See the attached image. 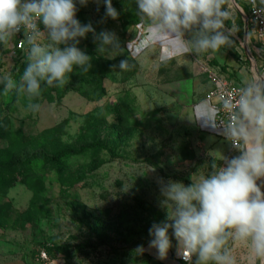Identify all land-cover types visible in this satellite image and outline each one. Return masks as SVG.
Masks as SVG:
<instances>
[{
  "label": "rangeland",
  "instance_id": "obj_1",
  "mask_svg": "<svg viewBox=\"0 0 264 264\" xmlns=\"http://www.w3.org/2000/svg\"><path fill=\"white\" fill-rule=\"evenodd\" d=\"M112 3L120 13L115 20L105 18L103 0L99 5L95 0L87 6L77 3L76 18L82 24L91 22L97 33L114 31L125 50L109 59L98 54L91 33L80 39L78 47L92 62L95 58L112 60L104 74L99 71L94 85L86 82L85 75L98 67L101 70L100 63L85 74L77 68L65 87H51L45 97L35 99L41 105L39 112L27 110V97L15 89V101L9 108L4 106L9 129L22 132L23 143L0 140L2 158L17 161L38 151L54 154L63 147L75 153L64 159L61 170H43L33 182L19 179L0 191V264H161L155 249L148 248L149 228L167 215L160 203L161 178L187 186L192 176L198 179L208 174L214 157L219 161L238 154L223 132L212 127L204 131L196 120L201 99L212 87L208 72L194 77L187 70H195L200 56L193 53L184 58L186 69L174 61L162 67L157 60L160 49L153 45L132 60L128 44L131 41V49L142 29V22L133 20L137 5L135 0ZM227 7L233 19L225 24L226 29L234 27L236 33L239 11L232 0ZM15 41L13 37L7 46L0 44V75L10 74L20 81L27 66L26 49L18 55ZM39 42L47 44V37ZM241 46L242 55L256 66L253 72L262 73L264 53L256 52L255 35L248 34ZM214 56L225 62L224 50ZM123 59L136 66L121 72L114 66ZM206 64L215 66L212 60L206 59ZM237 78L245 76L237 73ZM191 98L194 106L189 105ZM202 119L200 123L210 125ZM95 141L101 146L91 147ZM258 181L264 191V178ZM140 245L143 253L136 251ZM231 247L237 264H253L247 245ZM177 251V246L172 248L173 254Z\"/></svg>",
  "mask_w": 264,
  "mask_h": 264
},
{
  "label": "clouds",
  "instance_id": "obj_2",
  "mask_svg": "<svg viewBox=\"0 0 264 264\" xmlns=\"http://www.w3.org/2000/svg\"><path fill=\"white\" fill-rule=\"evenodd\" d=\"M89 0H0V44L7 46L23 31L26 63L17 84L10 74L0 75V85L7 95L15 89L28 99L27 110L39 112L41 105L33 101L41 96V85L65 87L77 68L81 74L92 68V57L78 44L89 33L97 52L109 59L122 54L120 39L114 31L96 32L92 23L82 24L77 18V3L87 6ZM99 5L100 0H95ZM105 18L118 19L120 13L112 0H103ZM255 2V0H253ZM136 15L146 32L136 37L132 60L159 44V61L167 64L175 54L217 52L232 44L234 27L225 22L233 19L229 0H135ZM264 4V0H261ZM43 25V30L40 25ZM48 43L41 44V37ZM187 37V38H186ZM63 45V47H61ZM115 53V55H113ZM106 54V55H105ZM136 65L123 59L121 72ZM222 108L227 120L217 122L219 109L198 106L201 114L214 128H223V135L232 142L238 154L214 157L207 175L192 183L163 179L159 181L161 205L167 209L164 221L149 228V249L158 259H166L172 247V236L178 254L187 264H237L231 244L243 243L250 249L253 264H264V191L258 180L264 178V82L245 79L235 97L222 95ZM223 161V163H220ZM171 209V212H169ZM136 251L143 253V245ZM195 257V260H193Z\"/></svg>",
  "mask_w": 264,
  "mask_h": 264
},
{
  "label": "trees",
  "instance_id": "obj_3",
  "mask_svg": "<svg viewBox=\"0 0 264 264\" xmlns=\"http://www.w3.org/2000/svg\"><path fill=\"white\" fill-rule=\"evenodd\" d=\"M227 7V4L225 5ZM245 12L248 11L247 8H244ZM133 20L135 22H139V18L136 14L133 16ZM230 23L229 21H226L225 24ZM236 26V33L237 35L242 39L245 34V22L243 20L242 14L240 12H237V21L235 23ZM250 35V30H249ZM230 39L232 40V44L229 47H225L226 51L232 55L236 60H240V53L237 50V47L240 46V42L234 38L233 35L230 36ZM15 52L18 55H21V50H15ZM215 61V60H214ZM92 68L94 70V67L99 66V63L102 67L100 70L99 67L96 68L94 73L89 74V76L85 75L86 82L88 84L94 85V81L98 78L99 71H101L102 74L105 73L106 69H108L109 66L112 64V60H103L101 58H95V60L92 62ZM102 63V64H101ZM215 63H217L215 61ZM223 69L225 66H222ZM90 69V70H91ZM14 81L19 82V78L15 77L13 78ZM51 87H48L46 84L41 85V96L45 97L49 92H51ZM11 90L7 95L3 92V85L0 86V140L8 139L13 144L18 143L21 145L23 141H21V138L23 137L22 132H12L9 129V117L4 116V110L6 108L11 107L12 103L16 99V94ZM15 94V96L11 95ZM97 93V92H96ZM101 93V92H100ZM97 98H100V95L97 96ZM3 103V104H2ZM6 108H5V107ZM3 114V117L1 116ZM91 147L96 148L100 147L101 143L98 141H95L90 144ZM75 151H73L69 147H63L58 152H55L54 154H47L44 151H38L33 154H29L27 157L23 158L22 160L14 161L10 157H4L2 158L0 156V191H5L8 188L12 187L19 179L21 181H24L26 183L33 182L35 180V177H37L39 174H41L46 170L51 169H57L61 170L64 166V159L66 157H70L73 155ZM45 250L47 252H50V249L47 245L44 246ZM60 250L65 252L66 247H60Z\"/></svg>",
  "mask_w": 264,
  "mask_h": 264
},
{
  "label": "crops",
  "instance_id": "obj_4",
  "mask_svg": "<svg viewBox=\"0 0 264 264\" xmlns=\"http://www.w3.org/2000/svg\"><path fill=\"white\" fill-rule=\"evenodd\" d=\"M238 1L240 2V5L239 6H240L241 9H244V8H247L248 9L247 0H238ZM258 2H259L260 5H264V4L261 3V0H258ZM140 24L142 26L141 27L142 29H141V32H140V34L138 36H140L142 33H145L146 32V27L142 23H140ZM231 35H233L234 38L237 39L240 42V46L237 47V50L239 51V53H241V51H240L239 48L242 47L241 46V40L244 39L245 37H247L246 36V30H245L244 37L242 39L237 35V33H234L233 32V33H231ZM155 45L159 47V49H160L159 50V55H160L161 47H160L159 44H155ZM136 47H137V41H135V43L132 44V48L131 49L133 50V55H135V51L134 50H135ZM255 49L257 50L256 52L259 54L258 48H255ZM221 50H224L225 51V54H226V56H225V62L224 63H220L218 61V59L214 56V52L209 51V52H206V53H203V54L200 55V59L197 60L198 64H195V67H194L195 70H192V68H190V66H188V68H190V69H187L190 72V73L189 72L188 73L191 74L194 77H200V76L202 77V75H201L202 74V71L203 70L204 71L207 70L206 72H208L209 79H210V74L211 73H219V74H222L225 77L229 78L231 81H234L235 83H238L239 85H242V81L245 80V79H253V78H256V74H258L257 72H259V71L257 70V71H254L253 72L250 64L248 62H243L241 60V56H240V60H236L232 55H230L226 51V49L221 48ZM159 55H158L157 60H158L159 64L162 67L164 65L173 63V61H174V63L175 64L177 63L178 64V67H180L182 69L183 68L186 69V67L184 65V63H185L184 62L185 61L184 58H187L188 59L189 58L188 55L194 56L193 54H186V55L175 54L174 55V58H172L167 64H161L160 61H159ZM140 56H138V58ZM228 57H232V60H229ZM206 59L207 60H212V61L215 60L217 63H215V61H214V63H215V66L214 67L207 66ZM180 60H182V61L180 62ZM222 66H225L226 67V72L225 73H222L221 72V67ZM237 73H242L245 76V78H241V80L238 79L237 78ZM211 83H212V81H211ZM212 88H213V83H212V87L210 89H207L206 90V93L204 95L205 96L204 99H201V103H202L201 105H203V106H211L213 108V105L206 100V95H207V93ZM189 101H190L189 105H193L194 106V101H192V98ZM198 116L199 115L197 114L196 120L199 123L198 125L200 126V128L202 130H204V131H208L209 132V129L212 127L211 123H210L209 126L206 127L203 123H200L201 120H203L202 118L201 119H197ZM212 128H214V127H212ZM169 235L172 238V247L170 248L166 259L159 260V261L161 262V264H183L179 260L178 251H177L176 254H173L172 253V248L175 247V246H177V250H178V245H177V241H176L175 237L172 236L171 232L169 233ZM193 260H195V257H193Z\"/></svg>",
  "mask_w": 264,
  "mask_h": 264
},
{
  "label": "built area",
  "instance_id": "obj_5",
  "mask_svg": "<svg viewBox=\"0 0 264 264\" xmlns=\"http://www.w3.org/2000/svg\"><path fill=\"white\" fill-rule=\"evenodd\" d=\"M247 4H248L247 12H245L244 9H241L244 14V16L242 15L243 20L244 22H247L248 32L250 30V32H252L257 38L258 51L264 53V5H260L258 0H255V2H253V0H247ZM245 30H246V27H245ZM15 38H16L15 50H21V51L25 50L26 46L23 45L21 42V40L24 38L23 31L16 34ZM240 54H241V60L243 62L249 63L251 59L249 57H245L244 55H242V52ZM250 66L252 70L256 68V66L253 65L252 63L250 64ZM256 78H258V74H256ZM210 79L213 83V88L207 93L206 100L213 105V108L220 110L219 115L216 117L217 122H219L221 119L226 121L227 116H226L225 111L222 108L221 97L222 95H227L228 93H231L232 96L235 97L238 93L239 88L242 85H239L238 83H235L234 81H231L229 78L219 73H211ZM214 100H217L219 103L214 104L213 103ZM215 129L223 132L222 127L215 128ZM230 143H231L232 150L236 149L233 146L232 142ZM179 260L183 264H187V262L183 259L181 255H179Z\"/></svg>",
  "mask_w": 264,
  "mask_h": 264
},
{
  "label": "water",
  "instance_id": "obj_6",
  "mask_svg": "<svg viewBox=\"0 0 264 264\" xmlns=\"http://www.w3.org/2000/svg\"><path fill=\"white\" fill-rule=\"evenodd\" d=\"M232 2L235 4L236 8L238 9V11L244 16L240 6L238 5L237 1L236 0H232ZM245 27H246V36L248 35V28H247V22H245ZM258 78L261 80V82H264V71L262 73H259L258 72ZM257 184H259V182L257 181ZM262 190V189H261Z\"/></svg>",
  "mask_w": 264,
  "mask_h": 264
},
{
  "label": "bare ground",
  "instance_id": "obj_7",
  "mask_svg": "<svg viewBox=\"0 0 264 264\" xmlns=\"http://www.w3.org/2000/svg\"><path fill=\"white\" fill-rule=\"evenodd\" d=\"M259 182V181H258Z\"/></svg>",
  "mask_w": 264,
  "mask_h": 264
}]
</instances>
